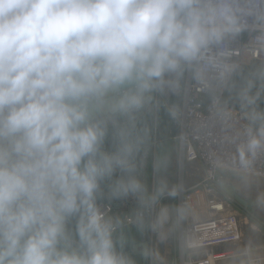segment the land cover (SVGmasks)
Listing matches in <instances>:
<instances>
[{"label": "clouds", "instance_id": "clouds-1", "mask_svg": "<svg viewBox=\"0 0 264 264\" xmlns=\"http://www.w3.org/2000/svg\"><path fill=\"white\" fill-rule=\"evenodd\" d=\"M170 94L203 95L209 118L188 125ZM162 110L184 149L218 126L215 187L264 210V0H0V264H167L169 240L195 255L214 225L194 224L206 199L168 179ZM258 252L250 240L230 264Z\"/></svg>", "mask_w": 264, "mask_h": 264}, {"label": "built area", "instance_id": "built-area-1", "mask_svg": "<svg viewBox=\"0 0 264 264\" xmlns=\"http://www.w3.org/2000/svg\"><path fill=\"white\" fill-rule=\"evenodd\" d=\"M182 110L185 113L187 124L192 125L194 122L209 118V101L203 95L196 94L183 100ZM171 124L179 127V135L186 131L173 121ZM222 135L223 133L217 126L209 132L195 134L187 149L179 144L180 163L182 165L196 163L203 171L201 181L190 187L194 193L202 195L207 201V207L203 211L204 219L197 220L194 224L202 225L210 222L214 227L211 231L202 228L200 233L202 247L195 255L182 251L176 240L177 264H230L231 257L241 247H238L241 242L239 219L235 215H224V208H229L231 201L217 192L215 178L211 175L212 158L229 151L228 146L220 142ZM255 177L264 179V167H258ZM182 200L183 196L177 197L176 204H180ZM150 236L151 241L152 238H156L152 233ZM260 260L261 264H264V258Z\"/></svg>", "mask_w": 264, "mask_h": 264}, {"label": "crops", "instance_id": "crops-1", "mask_svg": "<svg viewBox=\"0 0 264 264\" xmlns=\"http://www.w3.org/2000/svg\"><path fill=\"white\" fill-rule=\"evenodd\" d=\"M162 102L167 104L178 103L181 109L183 107V99H180V97H177L174 94L163 97ZM172 141L179 146V142L176 139H172L170 136H168V138L164 140V144L168 147H172ZM185 165L187 168V175H181V177L183 176V179H185L186 176V182L188 183L189 187H191L198 181H201L203 177V171L202 168L196 163H185L184 166ZM192 168L197 170L194 175H191V172L193 170ZM253 179L254 184L252 185V191L258 189L264 190V179L255 176ZM236 193L247 203V209L243 214L239 213L234 207H232V205L229 207V209L232 210H230L231 214L237 216L241 225V242L238 247L247 244L250 240L254 241L259 246V257L264 258V210H258L254 207L251 191L237 190ZM160 205L176 206V198H163L160 201ZM132 229L134 230L130 229V233H132V235H130L134 236V239L137 242L149 241V244H157L156 238H152L151 241L149 232L140 233L134 227H132ZM171 241V243H169L168 241L167 243L158 245L162 255H164L167 259V264H172L175 262V260L177 261L176 240Z\"/></svg>", "mask_w": 264, "mask_h": 264}, {"label": "rangeland", "instance_id": "rangeland-1", "mask_svg": "<svg viewBox=\"0 0 264 264\" xmlns=\"http://www.w3.org/2000/svg\"><path fill=\"white\" fill-rule=\"evenodd\" d=\"M167 148V149H166ZM164 150L166 152H168V156L171 162V167L169 169L168 172V179L171 181L178 182L180 180V178H183V176L181 177V175H187V168L186 165H182L180 163V159H179V146L177 144H175L172 141V147H168L164 144ZM193 169V168H192ZM196 169H193L191 172V175H194V173H196ZM149 179V176H148ZM185 180L187 181V177L185 176ZM149 183H151V175H150V180ZM131 230H134L132 228H130ZM132 235V233H130ZM172 241L169 240V243H171Z\"/></svg>", "mask_w": 264, "mask_h": 264}, {"label": "water", "instance_id": "water-1", "mask_svg": "<svg viewBox=\"0 0 264 264\" xmlns=\"http://www.w3.org/2000/svg\"><path fill=\"white\" fill-rule=\"evenodd\" d=\"M165 134L170 136L172 139H176L177 136H179V127L175 124H170L168 128L165 130ZM229 187H232V185H229ZM217 192L224 198L229 199L231 201L232 207H234L239 213L243 214L245 213V210L247 209V203L235 192H227L224 190H218ZM134 238V236H131ZM144 243H149V241H144ZM131 248L128 249L130 252ZM138 264H145V261L142 260L139 257H136ZM177 264V261L175 260L174 263Z\"/></svg>", "mask_w": 264, "mask_h": 264}, {"label": "trees", "instance_id": "trees-1", "mask_svg": "<svg viewBox=\"0 0 264 264\" xmlns=\"http://www.w3.org/2000/svg\"><path fill=\"white\" fill-rule=\"evenodd\" d=\"M171 120L167 113L162 110L160 113V134L162 139H167L168 136L165 134V130L170 125ZM151 175V169H148V176ZM150 180V177H149ZM111 207L113 212L116 214H124L127 212H130L131 210L135 209L137 207L136 202L132 198H128L125 200H117L111 202ZM125 206V207H124Z\"/></svg>", "mask_w": 264, "mask_h": 264}, {"label": "bare ground", "instance_id": "bare-ground-1", "mask_svg": "<svg viewBox=\"0 0 264 264\" xmlns=\"http://www.w3.org/2000/svg\"><path fill=\"white\" fill-rule=\"evenodd\" d=\"M228 209V210H227ZM230 210L231 209H229V208H224V215H233V214H231V212H230ZM232 211V210H231ZM160 245V244H159ZM164 248V247H163Z\"/></svg>", "mask_w": 264, "mask_h": 264}]
</instances>
